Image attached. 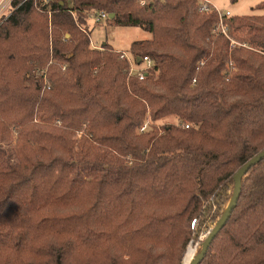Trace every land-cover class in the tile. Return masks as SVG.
<instances>
[{
  "label": "trees",
  "instance_id": "1",
  "mask_svg": "<svg viewBox=\"0 0 264 264\" xmlns=\"http://www.w3.org/2000/svg\"><path fill=\"white\" fill-rule=\"evenodd\" d=\"M22 1L0 25V264H180L264 150V56L228 50H264V1L226 35L198 0H53L50 19ZM92 12L150 34L128 49L153 61L145 79L91 47ZM33 68L49 89L24 85ZM199 264H264V159Z\"/></svg>",
  "mask_w": 264,
  "mask_h": 264
},
{
  "label": "rangeland",
  "instance_id": "2",
  "mask_svg": "<svg viewBox=\"0 0 264 264\" xmlns=\"http://www.w3.org/2000/svg\"><path fill=\"white\" fill-rule=\"evenodd\" d=\"M1 1V0H0ZM201 0H198V3ZM209 5L214 6L217 8L221 13L225 14L226 12L230 13L231 16H237V17H249L254 15H260L262 12L254 11L253 8L260 2L264 0H238L236 3L232 4L230 0H205ZM69 7H71V0H68ZM34 7V6H33ZM36 9V8H35ZM37 10V9H36ZM11 11V10H10ZM40 11V10H38ZM13 12V11H12ZM11 12V13H12ZM43 12V11H42ZM7 13V12H5ZM7 15L9 17L11 15ZM45 13V12H44ZM7 17H4L3 15L0 17V25L6 20ZM47 17L50 19L51 16ZM89 31H90V40L93 43V46L96 49H100V47L103 44L110 45L114 50H116L118 53H125L129 54L128 49L132 42L138 41V40H146L150 39L151 36L149 33L143 31L140 28H127V27H117L110 25L107 22L101 23L100 25H91L89 22ZM216 28V27H215ZM215 32L218 33L217 29ZM231 39V38H230ZM233 40V39H231ZM235 41V40H233ZM237 42V41H236ZM240 45H246V47H243L246 50L252 51V52H258L264 56V50H256L252 46L247 45L246 43H240L237 42ZM242 48V47H239ZM237 49V48H235ZM235 49H230V46H228L229 53L234 51ZM130 55V54H129ZM52 64V60L49 61L48 65ZM231 63H228L226 66V69L224 72L229 71V75L232 71ZM230 66V67H229ZM65 67V66H63ZM130 77V76H129ZM33 84L40 85L42 90L49 89L51 87V83L48 79L47 74V68H33L31 71L27 72L25 75V82L24 85L26 87L32 86ZM149 127V122H146ZM170 124H177V118L175 117H169L165 118L161 121H158L156 123L157 132L161 134V127L165 125ZM147 131V130H146ZM139 133V132H138ZM82 133H77L73 138V147L76 149L78 145V141L81 139ZM16 140V135L13 136V143ZM0 147L5 148L6 145L2 144ZM230 200V199H229ZM225 204L223 214L225 212V208L227 207V204ZM217 219H208L205 224L203 225L201 231L198 230V233H193L192 238L190 239L189 243L185 247L184 252H182L180 257V264H185V257L189 250H192L195 252V255L199 252L201 245L207 236L208 232L213 228V226L216 224ZM191 229H193V224H191ZM194 255V256H195Z\"/></svg>",
  "mask_w": 264,
  "mask_h": 264
},
{
  "label": "built area",
  "instance_id": "3",
  "mask_svg": "<svg viewBox=\"0 0 264 264\" xmlns=\"http://www.w3.org/2000/svg\"><path fill=\"white\" fill-rule=\"evenodd\" d=\"M14 0H1L0 1V17L3 15L4 17H7L12 11H14L16 8H18L17 5L13 7L12 3ZM26 0H23L21 3L25 2ZM153 0H140L139 4L141 6L151 2ZM52 2L53 0H32V4L34 8L37 10L45 12L48 16H51L52 12ZM198 8L199 11L205 14H210L213 12H216L219 16V23L216 25V29L218 33H221L223 35H226L227 30L226 28L222 25L221 20L223 18H229L230 13L226 12L225 14L221 13L217 8L214 6L209 5L205 0H201L198 3ZM11 10V11H10ZM7 12V13H5ZM109 19L108 14L103 13V12H92L89 18V22L91 25H100L101 23L106 22ZM90 45L91 47L95 48L93 46L92 41L90 40ZM229 46L230 49H235L239 47H246V45H240L239 43L229 39ZM122 61H125L128 64V74L129 76H134L138 78L139 80L145 79L148 74L153 70L154 63L153 61L148 58V57H143V58H136L135 56H131L128 53H121L119 57ZM231 66V64H230ZM229 66V67H230ZM186 129L189 128L188 125L184 126ZM147 130V123H145L142 128L140 129V132H145Z\"/></svg>",
  "mask_w": 264,
  "mask_h": 264
},
{
  "label": "water",
  "instance_id": "4",
  "mask_svg": "<svg viewBox=\"0 0 264 264\" xmlns=\"http://www.w3.org/2000/svg\"><path fill=\"white\" fill-rule=\"evenodd\" d=\"M109 19H112V16H109ZM264 159V150L260 152L258 155L249 160L246 164H244L234 175V187L232 197L230 198L227 207L225 208V212L223 216L219 219V221L215 224V226L211 229V231L207 234L205 240L203 241L199 252L194 256L193 260L190 264H199L204 258L213 238L215 235L223 228L226 221L231 215L232 210L235 208L236 203L239 199L240 191H241V178L256 164Z\"/></svg>",
  "mask_w": 264,
  "mask_h": 264
},
{
  "label": "bare ground",
  "instance_id": "5",
  "mask_svg": "<svg viewBox=\"0 0 264 264\" xmlns=\"http://www.w3.org/2000/svg\"><path fill=\"white\" fill-rule=\"evenodd\" d=\"M195 255V252L192 250H189L186 257H185V264H190V262L193 260Z\"/></svg>",
  "mask_w": 264,
  "mask_h": 264
}]
</instances>
